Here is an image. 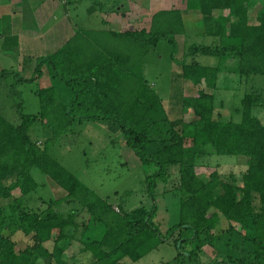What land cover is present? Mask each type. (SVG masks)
Instances as JSON below:
<instances>
[{"label": "trees", "instance_id": "16d2710c", "mask_svg": "<svg viewBox=\"0 0 264 264\" xmlns=\"http://www.w3.org/2000/svg\"><path fill=\"white\" fill-rule=\"evenodd\" d=\"M96 3L100 12L124 11L118 3L109 8ZM250 5L251 0H185L187 11L201 14L204 34L215 44H192L181 60L176 58V36L185 35L186 28L181 8L173 7L153 13L148 29L77 30L52 54L34 59L30 78L14 68L1 69L0 264H83L80 257L64 255L75 240L80 254H90L87 264L138 261L164 242L177 249L166 264H204L205 247L215 255L209 264H264V90L243 94L233 109L241 119L234 121L216 115L214 92L187 94L184 89L187 81L215 91L220 72L226 71L186 61L197 54L236 59L239 79L264 78V7L251 23ZM10 40L17 45L16 36H5L4 45ZM162 40L172 45L171 57L179 65L171 100L182 112L190 109L197 120H172L143 76L142 60ZM44 69L50 84L35 91L39 112L25 113L18 86L39 81ZM11 97L16 100L12 119L3 112ZM85 121L105 124L109 132L120 134L141 165L155 166L147 175L148 187L163 181L165 192H176V220L162 225L155 206L115 210L51 153L62 137L73 133L70 126ZM35 125L46 131L44 139L32 138ZM205 155L246 157L240 180L234 174L222 180L217 168L209 180L200 178L196 167ZM34 168L65 195L48 201L39 196L41 205L30 206L28 196L39 187ZM62 203L70 205L66 215ZM78 207L87 218L79 217ZM221 218L228 222L224 230H218ZM18 232L29 237L22 247L13 238Z\"/></svg>", "mask_w": 264, "mask_h": 264}, {"label": "rangeland", "instance_id": "374dc122", "mask_svg": "<svg viewBox=\"0 0 264 264\" xmlns=\"http://www.w3.org/2000/svg\"><path fill=\"white\" fill-rule=\"evenodd\" d=\"M7 1L0 0V3L3 5ZM112 1L101 0L108 8L113 5ZM117 1L118 5L116 6L118 8H126L127 4L130 6L127 7V10L122 15L117 12L118 16L116 19H113L112 16L107 17L110 22L108 29H119L125 26L137 30L141 28L148 29L151 16L156 11L167 10L173 7L181 8L186 34L176 36L179 45L176 54L178 60H181L188 47L192 44H215L214 38L204 34L201 14L197 11H187L185 9V0H131L129 3L127 2L128 0ZM99 7L102 9V6L96 3V0H80L70 8V21H73L76 29L78 28L77 30H80L79 27L103 28L106 25L102 24V17L104 16L100 13ZM262 7H264V0H251V5L248 9L251 23H256L257 13ZM92 8H95V10L90 14L89 9ZM227 13L228 11L226 10L222 11L224 15ZM0 33H3V30H0ZM3 46L4 39L0 35V71L1 69L10 68L19 69L23 77L30 78L34 68L31 62H34V60L27 64L21 53L22 51L6 55L2 51ZM171 51V44L165 40L159 41L156 47L151 49L142 60L143 76L157 91L162 99L164 109L172 120L181 117L185 122L197 120L190 109H185L182 112L179 104L177 105L175 101L171 100L174 93L172 84L173 73L179 71V65L172 59ZM193 59L201 65L220 66L226 70L225 73L223 71L220 72L215 91L211 87L206 86L205 83L193 87L191 83L184 81V89L187 94H194L199 89H204L208 93H215V113L222 120L233 119L234 121H239L241 116L240 114H233V109L239 104L243 94L254 90H264V78L262 76H253L247 80L238 78V74L235 72L238 62L236 59L222 60L214 56L197 54L187 57L186 61L191 62ZM24 66L25 69H22ZM42 84H45V82L44 80L41 82L40 79L34 83L25 82L18 86V89L22 91V98L25 102V113L35 114L39 112V99L35 91L41 88ZM177 84L178 82H175L174 85ZM15 101L11 97L10 104L6 105L3 109L4 114L8 118L14 117V109L11 107V103ZM70 129H73V133L62 137V140L52 147L51 153L68 170L77 175L83 183L93 189L99 196L108 198V202L117 211L120 207L131 210L140 206H145L149 209L155 206L157 210L156 220L162 225L176 220L178 212L176 192H165L168 189L166 188L168 184L163 181H157L153 188L148 187L147 175L154 171L155 166L153 164L147 166L141 165L140 160L134 152L126 147L125 141L120 134L109 132L106 125L99 122L85 121L81 124L70 126ZM30 134L33 139L40 140L44 139L47 135L40 125H35ZM245 166L246 157L243 156L216 157L214 155H205L202 163L196 167V173L200 178L207 181L209 180L210 173L217 168L222 180L229 181L230 174H234L240 180L241 172H243ZM32 176L39 183V187L36 192L28 196L30 197L28 199L30 206L41 205L38 199L39 196L48 201L50 199L62 198L65 195V192L39 169H32ZM16 194L18 192H15ZM60 207L64 215L71 211L70 205L62 203ZM78 211L79 217L83 219L87 218L85 209L78 207ZM227 227V220L221 218L218 230H224ZM13 238L18 241V245L21 247L29 242V237L23 236L21 232L16 233ZM77 242L75 240L69 245L64 252L65 257H70L73 254L74 256L78 255L75 254L79 248ZM45 244L49 249L52 246L51 243ZM176 254L177 249L172 243L164 242L157 249L143 256L138 261L125 258L123 263L166 264L167 262H171ZM201 258L204 264H209L215 258V255L209 247H205ZM89 259V255L88 257L80 256V262L83 264H87Z\"/></svg>", "mask_w": 264, "mask_h": 264}, {"label": "crops", "instance_id": "0c3cea01", "mask_svg": "<svg viewBox=\"0 0 264 264\" xmlns=\"http://www.w3.org/2000/svg\"><path fill=\"white\" fill-rule=\"evenodd\" d=\"M78 1L79 0H8L6 4L2 5V3H0V23L2 22V25L0 24V30H3V33H0V35L3 39L5 36L17 37V45H15V40L8 41L9 45H4L2 48L3 53L12 55L14 52L22 51L21 53L25 60L31 58L30 61H27V64L38 56L52 54L65 41L70 39L78 29H76V25L73 24V21H70L69 16L70 8ZM130 1L131 0H128L127 2L129 3ZM112 2L118 3L117 0H113ZM128 6L130 5L127 4V7ZM127 7L124 8V11L127 10ZM124 11H119V13L122 15ZM92 12L93 11H89L90 14ZM100 13L104 16L101 17L102 24L104 26L106 25L105 27L97 29L79 28L97 31L108 30L110 22L107 17L112 16L113 19H116L118 16L117 12ZM128 29L131 28H127L126 26L119 29L109 28V30L113 31ZM31 63L33 66L34 62ZM23 68L25 69V66ZM44 71V77L41 78V82L44 80L45 84H42L41 87H46L50 84L46 69H44ZM77 243L79 246L78 252H75V254H78L77 257H82V255L87 257L88 255L90 256V254H80V244L79 242ZM72 256H74V254ZM70 257L67 256V258Z\"/></svg>", "mask_w": 264, "mask_h": 264}]
</instances>
